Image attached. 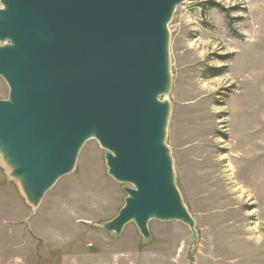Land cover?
<instances>
[{
    "label": "rangeland",
    "instance_id": "374dc122",
    "mask_svg": "<svg viewBox=\"0 0 264 264\" xmlns=\"http://www.w3.org/2000/svg\"><path fill=\"white\" fill-rule=\"evenodd\" d=\"M168 31L166 145L196 248L176 222L150 221L145 244L133 224L118 237L96 227L131 186L107 175L106 151L90 140L31 218L0 168V264H264V0H185ZM246 144L260 149L243 154Z\"/></svg>",
    "mask_w": 264,
    "mask_h": 264
},
{
    "label": "water",
    "instance_id": "95a60500",
    "mask_svg": "<svg viewBox=\"0 0 264 264\" xmlns=\"http://www.w3.org/2000/svg\"><path fill=\"white\" fill-rule=\"evenodd\" d=\"M185 0H0V168L35 215L74 171L84 144L106 151L124 205L96 225L114 237L133 224L176 222L197 245L176 187L167 124L168 24Z\"/></svg>",
    "mask_w": 264,
    "mask_h": 264
},
{
    "label": "bare ground",
    "instance_id": "6f19581e",
    "mask_svg": "<svg viewBox=\"0 0 264 264\" xmlns=\"http://www.w3.org/2000/svg\"><path fill=\"white\" fill-rule=\"evenodd\" d=\"M233 147V148H232ZM232 147H230V149H228V151H230L233 155L235 154H237V147L236 146H232ZM237 148V149H236ZM242 151H243V154H250L253 150H255V151H257L258 149H260L259 147H256V146H250V145H248V144H246V145H244V146H242ZM261 149H263V147L261 148ZM227 157V156H226ZM224 158L225 160H227V165H226V167H229V170L230 169H232V167H233V164H232V159H235L236 160V157L235 156H228L227 158ZM241 159V156L239 157V158H237V160H240ZM251 160H253V158L251 157V158H249V160H242V161H244V162H248V161H251ZM234 169V168H233ZM233 169H232V171H233ZM236 175H238V174H236ZM239 176V175H238ZM237 176V177H238ZM264 176V175H263ZM263 181H264V177H263Z\"/></svg>",
    "mask_w": 264,
    "mask_h": 264
},
{
    "label": "trees",
    "instance_id": "16d2710c",
    "mask_svg": "<svg viewBox=\"0 0 264 264\" xmlns=\"http://www.w3.org/2000/svg\"><path fill=\"white\" fill-rule=\"evenodd\" d=\"M216 74H217V73H215L214 75L212 74V75H213V76H216Z\"/></svg>",
    "mask_w": 264,
    "mask_h": 264
}]
</instances>
